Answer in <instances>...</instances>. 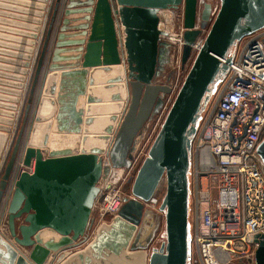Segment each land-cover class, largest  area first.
I'll return each instance as SVG.
<instances>
[{"label": "water", "instance_id": "95a60500", "mask_svg": "<svg viewBox=\"0 0 264 264\" xmlns=\"http://www.w3.org/2000/svg\"><path fill=\"white\" fill-rule=\"evenodd\" d=\"M62 1L0 0V171L16 141L0 180V208L39 89L23 143V165L34 163L35 170L19 171L14 178V192L3 213L7 212L8 237L0 224V264H45L52 254L50 264H188L192 139L218 77L229 71L230 50L264 29V0H221L215 18L207 4L199 27L197 0ZM182 4V65L204 36L202 47L133 181L132 197L87 242L98 183L104 172L109 173L100 156L108 154L115 168L130 167L138 136L163 106L164 95L172 92L155 83L169 55V45L160 39L159 14ZM117 23L125 28L124 45ZM119 66V75L99 84L126 91L123 99L112 97L121 104L105 130L106 146L88 150L83 144L76 153V142L96 120L94 105L102 103L93 93L94 74L111 73ZM45 99L52 107L48 117L40 115ZM38 125L44 127L36 148L30 141ZM52 129L59 135L51 137ZM258 153L264 162V139ZM164 180L166 195L158 212L146 204ZM163 219L166 240L156 248ZM46 231L51 234L47 239ZM256 264H264V238Z\"/></svg>", "mask_w": 264, "mask_h": 264}, {"label": "built area", "instance_id": "2783aa9c", "mask_svg": "<svg viewBox=\"0 0 264 264\" xmlns=\"http://www.w3.org/2000/svg\"><path fill=\"white\" fill-rule=\"evenodd\" d=\"M207 4L215 18L222 1L197 0L198 27ZM159 17L163 32L161 41L169 48L177 46L183 51L185 5L164 10ZM177 17L182 21L180 32L174 27ZM116 26L118 39L124 45L125 28L121 23ZM170 35H175L177 40L171 41ZM248 38L239 55L232 59L213 105L202 110L192 139L189 171L192 231L188 264H256L259 242L264 238V162L258 153L264 139V29ZM203 41L204 36L193 46L192 56L198 54ZM157 82L175 89V83ZM138 138L131 153L130 167L115 168L108 154L100 156L103 169H108L109 173L104 172L98 183L99 194L92 210L87 242L94 238L100 223L118 216L127 198L123 186L132 177L142 154L146 151L145 159L149 156L146 146L144 150L141 146L138 148ZM23 157L24 151L16 160L0 208L3 233L7 212L3 213L14 192V178L19 171L34 172V163L25 167ZM161 203L155 196L147 204L159 212ZM95 221L98 223L91 233Z\"/></svg>", "mask_w": 264, "mask_h": 264}, {"label": "rangeland", "instance_id": "374dc122", "mask_svg": "<svg viewBox=\"0 0 264 264\" xmlns=\"http://www.w3.org/2000/svg\"><path fill=\"white\" fill-rule=\"evenodd\" d=\"M62 2L64 3V0ZM209 2L211 3L213 1H209ZM197 17H198V12H197ZM174 23H175V25H174L175 30L177 32H180V28L182 26L181 19L179 17L175 18L174 19ZM207 32H208V30H207ZM248 40H249V38L246 37V39H244L240 44L235 45L230 50L229 57L231 59H235L239 55V53L241 52L242 48L244 47L245 43ZM182 56H183V51L180 50L179 47H177V46L176 47L171 46L169 48V55H168V58H167V63L165 64V67H164L163 74L159 78H157L156 80H158V82H160V84L175 83V89H174V91L172 90V92L170 94H165L164 95L163 98H164V100H165L166 103L164 104L163 107L165 109L163 107H161L160 110L158 112H156L153 115V117L151 118V120L148 123H146V125L144 126L141 134L138 136V137H140V139L138 138L139 139V143H138L139 144V147L138 148H140V146H141V148H143V150H144V148L146 146V148H145L146 150H149V151L151 150V147L154 144V142H155V140H156V138H157V136H158V134H159V132H160V130H161V128H162L165 120H166V117H167V115H168L171 107L173 106V103H174V101H175V99H176V97H177V95H178V93H179V91H180V89H181V87L183 85V83L185 82V79H186V77H187L190 69L193 66V63H194V59L196 57V54H194V56H192V58L184 66L182 65ZM228 73H229V71L227 73L222 74V75H220L218 77V79H217V81H216V83L214 85V88L215 89L213 90V92H211L210 101L207 104L204 105L203 109L206 110V109H210L211 108V106L213 105L215 99L217 98V95H218L219 91L223 87L222 84L224 82V79L227 77ZM41 83L42 82L40 80L39 83H38L39 88H40ZM38 86H37V88H38ZM37 91H39V89L36 90V94L33 97V100H32V103H31V109H30V112H29V115H28V120H27L25 129H24V138L22 140V144L20 146V151L18 153L17 159L19 157L21 158V156L23 155V151H24L23 143L25 141L26 135L28 134V130H29V127H30V123H31L32 117H33V111H34V109L37 108L36 107V100H37V95H38ZM117 111L118 110H116L114 112V114H116ZM22 125H23V121L20 123L19 128H18V131L21 129ZM15 142L16 141H13V144L10 147V150H9V153H8V156H7V159L5 161L4 168H3L2 171H0V180L2 179V177L4 175L5 165L8 163V161L10 159V155H11L13 146L15 145ZM8 144H7V147H8ZM149 146H151L150 149H149ZM76 147H77L76 148V153H77L80 150V148H79L80 146L78 145L77 142H76ZM109 147L110 146H108V149H109ZM145 156H146V151H145V154H142L139 163L134 168V170L132 172V177L125 184V186H123L127 198H131L132 197V195H131V186H132L133 181L135 180V178H136V176L138 174L139 169L141 168L143 162L145 161L144 160L145 159ZM190 178H191V173L189 172V181H190ZM130 181H131V183H130ZM166 185H167L166 184V180H164L162 182V186H161L160 190H162V188H167ZM190 200H191V195H190ZM146 207H149V208L153 209L150 204H146ZM0 212H1V210H0ZM1 220H2V217L0 215V222H1ZM5 220H7V222L5 221V225L6 226H4L5 227L4 228V234L6 235V237H8L9 236V231H8V217H6ZM96 223H98V221H95V224L93 225V228L91 230V233H92L94 227L97 225ZM105 223L106 224H109V223H111V221L109 219H106L105 222H102V223L99 224L98 228L101 225L105 224ZM1 228H2V226H1ZM98 228H97V230H98ZM97 230H96V232H97ZM191 231H192V225H191V223H189V246H191V242H190L191 241ZM95 235H96V233H95ZM92 240H90V241H92ZM165 240H166V234H165L164 219H163L162 229L157 234V238H156V241H155L153 247L159 248L161 246L162 241L165 242ZM85 246L86 245H83L82 247H80V249L83 248V247H85ZM50 263H51L50 262V259H48L45 264H50Z\"/></svg>", "mask_w": 264, "mask_h": 264}, {"label": "bare ground", "instance_id": "6f19581e", "mask_svg": "<svg viewBox=\"0 0 264 264\" xmlns=\"http://www.w3.org/2000/svg\"><path fill=\"white\" fill-rule=\"evenodd\" d=\"M169 39L171 41L177 40L175 35H170ZM112 72L111 73H105L103 71H96L94 74V79L96 81V77L103 75V74H112V73H116L117 75H119V73H121L122 70V66L119 67H113L112 68ZM53 77V76H52ZM51 77V79H52ZM50 79V80H51ZM111 79V78H110ZM98 81V80H97ZM102 84V83H100ZM118 87H116L115 89L117 90V93L115 94L114 97H116L117 95H119V99H123L126 96V91L123 88H119V85H117ZM93 93L97 96L100 97L102 100V103L96 104L94 105V118H96L95 122L93 123V125L90 126V128L88 129L87 134L83 133L82 136L79 139V142L82 145L85 144L86 149H91V148H102L104 149L106 146V142H105V130L109 125L113 124L112 121V114H114V112L116 110L119 109V105L121 104V101H117V100H104L102 98V94L103 91H110V90H106L104 88V86L102 87L101 85H99V83L95 82V86H93ZM102 93V94H101ZM112 96V97H113ZM110 97V98H112ZM118 99V98H117ZM86 106L88 105L87 103L85 104ZM52 107H51V103L49 101V99H45L44 103L40 109V115L44 116V117H48V115L51 113ZM43 125H38L37 129L33 130L32 137H31V141L30 143L32 144L33 147H40L41 143H42V137H43ZM54 132V130L52 129L51 132ZM54 136H58L59 134L54 132ZM51 136V133H50ZM53 137V136H51ZM84 137H87V141L84 143L83 139ZM56 141H64L62 139H56ZM40 145V146H39ZM63 147V146H62ZM45 151V150H42ZM35 170V168H34ZM51 234L49 232H44L43 237H45L46 239L50 236ZM54 255V254H53ZM52 255V257H53Z\"/></svg>", "mask_w": 264, "mask_h": 264}, {"label": "crops", "instance_id": "0c3cea01", "mask_svg": "<svg viewBox=\"0 0 264 264\" xmlns=\"http://www.w3.org/2000/svg\"><path fill=\"white\" fill-rule=\"evenodd\" d=\"M95 69V68H94ZM90 70V72L93 70V68H91V69H89ZM117 76V74L116 73H112V74H103V75H100L99 77L97 76L96 77V83H105L106 81H108V79L109 78H113V77H116ZM98 80V81H97ZM117 93V90L116 89H113V90H110V91H103V94H102V98L104 99V100H110V99H112V98H110V97H112L113 95L115 96V94ZM55 134H54V132L52 131L51 132V136H54ZM82 136H84V135H82ZM78 145L80 146L79 148H81V145H82V142H81V144H80V142H78ZM164 241H162V243H163ZM161 243V244H162ZM51 258V257H50ZM49 258V259H50Z\"/></svg>", "mask_w": 264, "mask_h": 264}, {"label": "trees", "instance_id": "16d2710c", "mask_svg": "<svg viewBox=\"0 0 264 264\" xmlns=\"http://www.w3.org/2000/svg\"><path fill=\"white\" fill-rule=\"evenodd\" d=\"M245 39H246V38H245ZM243 40H244V39H243ZM243 40H242V41H243ZM242 41H241V42H242ZM241 42H239L238 44H240ZM161 186H162V183L160 184V186H159V188H158V191H157V193H156V196L159 197L161 201H163V199H164V197H165V195H166V188H162V190H160ZM159 190H160V191H159ZM158 192H159V193H158Z\"/></svg>", "mask_w": 264, "mask_h": 264}, {"label": "flooded vegetation", "instance_id": "af4514ba", "mask_svg": "<svg viewBox=\"0 0 264 264\" xmlns=\"http://www.w3.org/2000/svg\"><path fill=\"white\" fill-rule=\"evenodd\" d=\"M38 88H39V86H38ZM215 88H213V90H214ZM213 90H212V92H213ZM211 95V94H210ZM210 101V96H209V99H208V101L205 103V104H207L208 102ZM204 104V105H205Z\"/></svg>", "mask_w": 264, "mask_h": 264}]
</instances>
